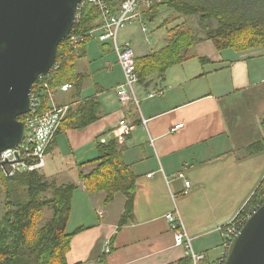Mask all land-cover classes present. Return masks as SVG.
Here are the masks:
<instances>
[{
  "label": "crops",
  "instance_id": "1",
  "mask_svg": "<svg viewBox=\"0 0 264 264\" xmlns=\"http://www.w3.org/2000/svg\"><path fill=\"white\" fill-rule=\"evenodd\" d=\"M122 1L111 3L118 8ZM148 23L142 19L145 38L124 34L119 40L132 44L136 59L165 46V30L155 29L147 38ZM81 46L82 86L66 83L72 87L59 91L57 101L70 110L96 101L101 116L82 129L66 128L64 121L41 171L58 185H78L68 231L85 230L73 237L68 262L182 264L186 249L175 245L166 219L177 207L194 251L205 255L203 264H215L226 252L223 228L243 212L264 180V148L246 152L264 140V49L219 51L212 41H203L196 58L170 68L164 80L154 75L138 84L139 112L118 96L124 74L112 43L88 39ZM122 119L132 124L129 135L120 129ZM179 124L184 126L173 131ZM112 140L137 178L134 220L121 228L125 195L107 206L106 194L89 193L79 176L97 168L98 163L81 164L98 159V146Z\"/></svg>",
  "mask_w": 264,
  "mask_h": 264
},
{
  "label": "trees",
  "instance_id": "2",
  "mask_svg": "<svg viewBox=\"0 0 264 264\" xmlns=\"http://www.w3.org/2000/svg\"><path fill=\"white\" fill-rule=\"evenodd\" d=\"M259 1L142 0L139 11L144 23L160 20L156 30H165L167 38L163 48L136 59L139 82L145 83L154 75L164 80L170 68L196 58V46L205 40L212 41L219 51L264 49V4ZM163 10L169 11L166 17ZM79 15L73 28L78 34L100 27L101 15L94 6L86 5ZM81 47L71 49L68 38L59 46L52 87L66 83L76 88L82 86L83 75L78 72V62L85 54ZM99 106L96 101H88L70 110L64 120L66 124L63 122L65 127L82 129L95 122L101 116ZM262 148L264 140L251 145L246 152L251 154ZM98 149V159L81 164L98 163L97 168L89 175L80 173L79 176L89 193L106 194L104 204L107 206L118 194L125 195V212L119 221L121 228L134 220L137 178L122 158L116 140L99 145ZM77 188L74 183L58 185L41 171L17 173L13 177H5L0 172V193L4 197V212L0 217V264H70L67 255L73 237L85 230L81 227L73 233L68 231ZM263 204L264 180L236 221H245ZM182 264H192V260L187 257Z\"/></svg>",
  "mask_w": 264,
  "mask_h": 264
},
{
  "label": "water",
  "instance_id": "3",
  "mask_svg": "<svg viewBox=\"0 0 264 264\" xmlns=\"http://www.w3.org/2000/svg\"><path fill=\"white\" fill-rule=\"evenodd\" d=\"M84 0H0V155L21 144L38 77L57 60ZM224 264H264V204L233 239Z\"/></svg>",
  "mask_w": 264,
  "mask_h": 264
},
{
  "label": "built area",
  "instance_id": "4",
  "mask_svg": "<svg viewBox=\"0 0 264 264\" xmlns=\"http://www.w3.org/2000/svg\"><path fill=\"white\" fill-rule=\"evenodd\" d=\"M142 0H123L118 8H114L110 0H84L78 7V21L80 11L86 5H92L98 9L101 15L100 27L93 29L86 34H78L73 31L69 35L71 49L77 50L86 40H97L101 43L110 42L118 56L119 64L124 74V82L117 88L118 96L123 100L132 101L140 110V100L136 93L139 76L136 68V53L131 43L119 44V34L127 25L136 21H142V14L139 11ZM150 3H148L149 6ZM143 31H147L143 27ZM58 66L55 64L47 74H42L34 83L31 93V110L23 116L26 125V136L21 144L12 149L3 151L0 155V172L5 177H13L17 173L27 171H43L47 164L49 147L61 130L62 124L69 114L70 105H62L57 101V93L68 92L72 85L64 84L61 87H52V72ZM151 94L149 97H154ZM142 124L147 127L148 119L142 116ZM120 129L124 135L131 132L132 124L127 119L119 122ZM184 124L176 125L173 131L181 129ZM154 145V140H151ZM154 173L150 174L152 177ZM180 178L185 179L181 173ZM187 190L191 188V182L186 180ZM250 217V216H249ZM248 217V218H249ZM247 218V219H248ZM170 230L174 235L175 245L184 247L192 264H203L205 255L197 253L193 249V238L188 234L179 209L167 214ZM246 219V220H247ZM245 221H234L222 230L224 239L225 255L215 264H224L226 253L233 241L245 224ZM87 264H102L101 262H86Z\"/></svg>",
  "mask_w": 264,
  "mask_h": 264
},
{
  "label": "rangeland",
  "instance_id": "5",
  "mask_svg": "<svg viewBox=\"0 0 264 264\" xmlns=\"http://www.w3.org/2000/svg\"><path fill=\"white\" fill-rule=\"evenodd\" d=\"M264 0L259 1L260 3H263ZM258 2V3H259ZM164 14L163 17H166L169 13V11L163 10ZM160 20H157L155 23H148L147 25V29H148V35L147 38L148 39H152L153 38V30H155L159 24ZM143 26L142 21H136L134 23H131L129 25H127L124 29L121 30V33L119 35V40L122 38V36L124 34L126 35H140L142 38H145V35L142 34L141 32V27ZM145 27V26H144ZM157 31H161V30H157ZM152 33V34H151ZM135 51V50H134ZM3 201H4V197L3 195L0 193V217L2 216V213L4 212V208H3Z\"/></svg>",
  "mask_w": 264,
  "mask_h": 264
}]
</instances>
